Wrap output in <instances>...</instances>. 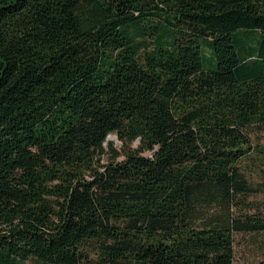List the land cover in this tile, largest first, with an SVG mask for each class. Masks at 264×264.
<instances>
[{"label":"trees","instance_id":"trees-1","mask_svg":"<svg viewBox=\"0 0 264 264\" xmlns=\"http://www.w3.org/2000/svg\"><path fill=\"white\" fill-rule=\"evenodd\" d=\"M260 132L264 0H0V264H235Z\"/></svg>","mask_w":264,"mask_h":264},{"label":"rangeland","instance_id":"rangeland-1","mask_svg":"<svg viewBox=\"0 0 264 264\" xmlns=\"http://www.w3.org/2000/svg\"><path fill=\"white\" fill-rule=\"evenodd\" d=\"M110 139L116 140L117 147L121 143L116 137ZM254 142H260L264 147V132H260L255 137ZM256 153L252 152L251 155L243 160L242 167L247 172L251 183L258 188L264 185V166L258 167L255 162ZM261 198L264 199L263 192L250 197V199ZM264 258V232H242L235 234V264H257Z\"/></svg>","mask_w":264,"mask_h":264},{"label":"water","instance_id":"water-1","mask_svg":"<svg viewBox=\"0 0 264 264\" xmlns=\"http://www.w3.org/2000/svg\"><path fill=\"white\" fill-rule=\"evenodd\" d=\"M115 137L114 135H109L108 138Z\"/></svg>","mask_w":264,"mask_h":264}]
</instances>
